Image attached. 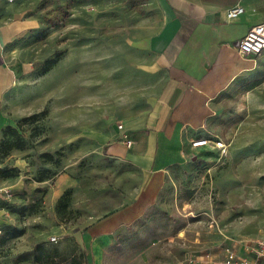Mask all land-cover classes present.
I'll use <instances>...</instances> for the list:
<instances>
[{"label": "rangeland", "instance_id": "1", "mask_svg": "<svg viewBox=\"0 0 264 264\" xmlns=\"http://www.w3.org/2000/svg\"><path fill=\"white\" fill-rule=\"evenodd\" d=\"M16 2L35 23L23 41L33 70L9 95L6 110L14 126L39 117L21 124L24 149L0 152V170L10 169L8 177L22 184L20 191L1 190L9 222L0 264H40L39 243L61 253L45 264H189V254L207 253L221 232L264 236V59L214 99L203 136L211 143L175 167L156 202L137 220L94 235L95 221L135 198L142 174L105 154L86 132L93 121L141 110L159 86L160 75L142 68L153 58L137 41L158 30L162 6L158 0ZM0 177L6 179L4 171Z\"/></svg>", "mask_w": 264, "mask_h": 264}, {"label": "crops", "instance_id": "2", "mask_svg": "<svg viewBox=\"0 0 264 264\" xmlns=\"http://www.w3.org/2000/svg\"><path fill=\"white\" fill-rule=\"evenodd\" d=\"M158 1L164 20L137 45L151 54L152 62L143 63L142 68L160 75L159 86L141 110L103 123L93 121L85 129L101 151L138 170L142 183L134 199L95 221L89 227L90 234H110L140 218L156 202L175 167L201 149L193 147L192 141L206 138L214 99L238 76L256 70L264 59V53L255 60L242 57L236 49L247 31L264 21V0ZM238 4L245 12L227 19L226 11ZM34 25L21 13L16 0H0V140L3 129L13 125L6 110L8 97L33 70L23 41ZM125 137L132 139L131 146L124 143ZM7 186L20 191L21 180L0 177V195ZM4 211L0 207L2 226L9 222ZM220 235L219 242L206 248L207 253L192 251L189 264H216L225 257L233 239L241 238L223 232Z\"/></svg>", "mask_w": 264, "mask_h": 264}, {"label": "built area", "instance_id": "3", "mask_svg": "<svg viewBox=\"0 0 264 264\" xmlns=\"http://www.w3.org/2000/svg\"><path fill=\"white\" fill-rule=\"evenodd\" d=\"M244 12L245 8L238 4L226 11V17L229 20H233ZM236 49L242 57H252L255 60L264 53V21L253 25L245 36L237 42ZM118 127L122 129L123 124L119 123ZM124 143L127 146H131L133 141L125 137ZM209 143H211L209 138H199L192 141V146L205 147ZM216 144L219 147L223 146L221 142ZM4 233L5 230L0 225V238ZM225 252V257L216 264H264V236L233 239V243L226 247Z\"/></svg>", "mask_w": 264, "mask_h": 264}, {"label": "trees", "instance_id": "4", "mask_svg": "<svg viewBox=\"0 0 264 264\" xmlns=\"http://www.w3.org/2000/svg\"><path fill=\"white\" fill-rule=\"evenodd\" d=\"M59 61V57L52 58L45 62V66L43 72H48L53 68V66ZM39 117L38 113H34L32 115L23 117L20 122H18L17 126L14 125H7L2 131V138L0 140V152L7 153L9 150L16 148V149H24L27 145V140L24 136L20 134V127L24 121L33 120ZM13 136L12 141L6 139L7 136ZM5 172L6 176H11L9 173L10 169H2ZM26 209V207H22L21 210ZM5 230L4 235L0 238L3 239L6 234V229L2 226ZM16 230V236L20 234L18 229ZM61 255L60 250L57 247H47L43 243H39L35 247V261L40 264H45L50 262L53 258Z\"/></svg>", "mask_w": 264, "mask_h": 264}]
</instances>
